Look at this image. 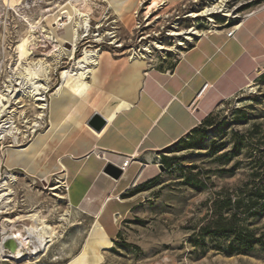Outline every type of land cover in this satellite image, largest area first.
Segmentation results:
<instances>
[{
    "label": "rangeland",
    "instance_id": "obj_1",
    "mask_svg": "<svg viewBox=\"0 0 264 264\" xmlns=\"http://www.w3.org/2000/svg\"><path fill=\"white\" fill-rule=\"evenodd\" d=\"M68 1L22 0L21 6L12 9L10 0H0V91L5 89L11 80L12 70L14 72L19 65L16 47L20 55L21 45L30 35L25 18L38 21L48 15L49 9L57 11V5H65ZM217 2L141 0L133 10L136 21L131 29L123 25L115 12L116 8L121 9L125 3L123 0H91L89 3L91 41L94 42V34H101L104 41L94 45L97 49L104 45L102 50L110 52L116 63L129 60L134 55L130 53L132 49L142 54L139 53L141 50L151 47L153 53L148 59V68L172 72L183 54L203 38L194 34L175 38L169 36L172 31L196 28L201 34L217 30L227 36L243 23L244 27L231 39L242 42L248 39V50L254 54L253 63L257 64L248 73L247 85L252 81L253 87L248 89L246 85L222 101L207 121L168 149L143 155L148 161L141 162L139 173L143 170L145 174L127 191L132 196L128 200L131 211L118 223L119 236L115 241L106 237L109 249L99 250L89 264H264V0H228L226 5L231 17L219 13L211 17L190 18L192 13L201 12ZM254 12H257L254 16L247 17ZM99 24L103 25L101 30L97 28ZM36 33L38 37L41 30ZM147 36L150 37L144 40ZM35 42L42 45L38 38ZM180 43L182 46H178ZM157 44L167 46L170 51H157ZM36 47H31L36 52L35 59H43V50ZM81 54L82 48L77 57ZM23 66L27 64L24 62ZM123 68L125 77L120 79V84L126 86L129 83L126 76L130 75L131 67L126 64ZM59 73L60 70L53 76V93L61 85ZM20 102L17 106L27 105L23 110L16 109L13 104L8 111L15 108L18 128L28 130L24 121L30 120L33 125L39 110L29 99H21ZM192 109L194 112L198 110ZM22 112L26 113V119L21 116ZM47 120L39 133L48 131ZM9 141L7 145L14 144L13 139ZM31 144L28 142L22 148L4 149L2 152L5 151L7 157ZM48 169L56 175L45 185L46 188L57 185L56 179L60 174L50 167ZM134 171H131L127 183L132 181ZM13 172L17 182L10 186L16 193L19 206L9 215L0 214V237L7 224L5 219H14L33 210L41 211L50 224L49 215L53 211L59 224L60 215L68 210L66 199L60 200L53 195L55 192L44 189V183L38 176L31 178L21 170ZM65 190L61 188L59 195L65 197ZM254 195H259L260 203L258 207L249 209L250 198ZM236 200L239 204L235 203ZM235 214L237 217L233 221ZM219 222L224 224L217 225ZM219 226L228 231H220ZM79 234L78 231L63 230L60 241L65 245L62 247L60 241L54 245L57 258L71 255L75 248L67 243ZM83 247L76 255L82 252Z\"/></svg>",
    "mask_w": 264,
    "mask_h": 264
},
{
    "label": "crops",
    "instance_id": "obj_2",
    "mask_svg": "<svg viewBox=\"0 0 264 264\" xmlns=\"http://www.w3.org/2000/svg\"><path fill=\"white\" fill-rule=\"evenodd\" d=\"M231 38L215 31L205 34L168 73L148 68V61L127 59L116 63L110 52H100L101 65L90 80L92 85L83 103L75 108L78 122L60 142L75 123L66 118L52 145L43 153L39 166L41 171L47 166L60 173V160L66 167L69 222L64 225V231L80 234L67 243L75 248L70 256L57 258L54 244L45 257L31 264H70L67 262L80 252L97 224L109 241H115L119 236L120 219L131 211L128 200L132 196L127 191L139 175L141 162L147 160L143 155L166 150L180 141L209 118L222 101L247 85L248 73L257 65L253 63L254 54L248 50L250 41ZM126 64L131 67L130 75L126 76L129 83L122 86L120 79L125 77ZM205 84H209V88L197 100ZM194 103H198L196 112L191 111ZM95 114L108 121L100 135L87 125ZM47 123L49 129L43 130V135L51 129L49 116ZM127 157L136 161L120 179L105 174L108 164L120 167ZM133 169V179L127 183ZM55 215L53 211L49 215L52 224L60 226Z\"/></svg>",
    "mask_w": 264,
    "mask_h": 264
},
{
    "label": "bare ground",
    "instance_id": "obj_3",
    "mask_svg": "<svg viewBox=\"0 0 264 264\" xmlns=\"http://www.w3.org/2000/svg\"><path fill=\"white\" fill-rule=\"evenodd\" d=\"M113 1L116 2L117 0ZM123 1L125 3L122 5L121 9L116 8L115 12L123 25L131 29L132 24L136 21V13L133 10L140 5L139 2L141 0ZM90 2L91 0H70L65 5H57V11H55V9H49L46 13L48 15L46 17L42 16L38 21H31L29 18H25L30 30V35L23 41L20 48V55L16 47L19 65L14 72L12 70L11 80L7 86H5V89L0 91V117L3 118L2 125L4 126L2 127L7 128L11 126L10 129L7 128L5 130L14 141V144L9 145L5 151L10 148H22L28 142H32V144L28 148L18 150L16 153L7 157L4 155L5 151H0V168L2 163H4L9 171L7 177L3 178L2 182H0V214L9 215L16 212L14 208H18L19 206L15 199L16 193L10 186V184L15 185L17 182V177L13 172L14 170H21L31 178H36V176H38L42 179L40 182L44 183V189L55 192L53 195L59 197L60 200L65 199V197L58 193L61 188L68 190V186L65 184L67 169L61 161L59 160L60 174L58 175L60 181L54 187L46 188L45 185L49 184L56 174L52 173L47 166H45L42 171L38 169L40 161L44 156L43 153L47 147L52 145V139L57 136L59 128L66 118H70L75 123L69 127L65 136L60 139V142L66 137L69 131L72 130L76 122H78L79 119L76 118L75 108L78 104L83 103L84 96L92 85L90 84V80L95 77L98 67L101 65L100 52L104 45L97 49L94 44H100L104 39L101 37V34L97 33L93 36L94 42L91 41L92 18L89 8ZM227 2L228 0H218L216 4L207 7L203 11L192 13L190 18L211 17L219 13H223L226 17H231V12L227 9ZM21 4L22 0H10L12 9L21 6ZM256 13L257 12H254L247 17H251ZM242 25L243 23L239 26L237 25V27L233 29V32L228 33L227 36H232L235 31L241 29ZM102 27V24L97 26L100 30ZM38 29L41 30V35L36 37ZM215 32L219 31L215 30ZM193 34L197 36L205 35L197 31L196 28H193L189 31H172L169 36L177 38L183 35ZM149 37L150 36H147L144 40H147ZM37 38L42 45L35 42ZM188 40L191 41L192 38H188ZM32 46H37L36 48H41L43 50L41 53V55L44 56L43 59H35L36 52L31 49ZM178 46H182V43ZM81 48L82 54L77 57V52ZM114 48L116 49L117 47L114 46ZM155 49L160 52L170 51V49L163 44L155 45ZM130 53L134 54L130 57V62H143L148 61L153 52L150 47L144 51L141 50L139 53L142 54H138L137 49H132ZM24 62L27 66H23ZM59 70L61 85L53 93L52 85L55 80L53 76L57 75ZM15 71L19 72L17 73ZM253 86L254 82L251 81L247 88L250 89ZM208 88L209 84L206 90ZM21 99L33 101L36 108L39 110L36 120L33 121V125H31L30 120L24 121L25 128L28 130H21L18 128L15 121V108L13 111H8L12 109L13 104L16 106V109L23 110L27 106L26 104L22 107L17 106L21 104ZM192 108L193 107H191V111H193ZM25 115V112L21 113L23 119H26ZM48 116L50 117L51 129L48 134L43 135L39 133V131L43 129ZM57 116L62 118L54 119ZM101 132L97 133L100 135ZM35 134L39 135L36 139H34L36 137H34ZM98 134L97 136H99ZM135 161V158L127 157L123 164L117 167L123 172H126L129 166ZM125 162H128L126 167H124ZM143 175L144 171L142 170V173H139L137 176L134 185L143 179ZM8 211H10V213ZM4 221L7 224L3 228L2 240L0 242V261L3 260L2 258L6 257L4 253L6 249L12 253L15 259L20 258L22 255H26L25 253L35 252L34 258L40 260L49 253L56 242L62 240L63 230H65L64 225L69 222V214L67 211L60 215L59 222L62 223V225L59 228L50 224L39 210H33L25 215H18L14 219L7 218ZM17 223H21L22 228H18L16 225ZM106 237L107 234L102 227L97 224L84 242L82 252L79 255L73 256L70 260V264H89L90 261L98 255L99 250H108L109 241L106 240ZM60 244L62 247L65 245V243L61 241ZM41 246H43L44 250L38 253L37 251ZM15 262L17 264L19 263L16 260ZM27 262H31V260L29 259Z\"/></svg>",
    "mask_w": 264,
    "mask_h": 264
},
{
    "label": "built area",
    "instance_id": "obj_4",
    "mask_svg": "<svg viewBox=\"0 0 264 264\" xmlns=\"http://www.w3.org/2000/svg\"><path fill=\"white\" fill-rule=\"evenodd\" d=\"M232 36H230V37H232ZM207 87H208V84H205V86L203 87L202 91L198 94L197 99H200V97L202 96V94L204 93V91L206 90ZM195 106H196V104L194 103L192 105V107H194V109L197 110L198 107L195 108ZM4 119H6V118H4ZM2 121H3V118L0 117V151L1 152H2V150L6 149L9 146V145H7V142H10L9 140L12 139L7 134V131L5 130L7 128L10 129L11 126H9L7 128L2 127V126H4V125H2L3 124ZM127 164H128V162H125L124 167H126ZM8 172L9 171H8L7 167L5 166V164L2 163L1 168H0V182H2L3 178L7 177V173ZM16 225H17L18 228L22 227L21 223H17ZM0 238L2 240V233H1V237ZM43 250H44V248H43V246H41L40 249L37 252L40 253ZM4 253H5L6 257L2 258L3 260L0 261L3 264H17L15 262V260L19 262L18 264H26V263L28 264V263H33V262L37 261V259L34 258V253L35 252L25 253L26 255H22V256H20V258H16V259L12 256V253L8 249H6ZM29 259L31 260V262H27Z\"/></svg>",
    "mask_w": 264,
    "mask_h": 264
},
{
    "label": "water",
    "instance_id": "obj_5",
    "mask_svg": "<svg viewBox=\"0 0 264 264\" xmlns=\"http://www.w3.org/2000/svg\"><path fill=\"white\" fill-rule=\"evenodd\" d=\"M88 125L93 128L96 132H101L107 126V120L99 114H95L91 120L88 122ZM162 169H164L162 167ZM105 174L111 176L112 178L118 180L123 175V171L114 166L113 164H108L105 169Z\"/></svg>",
    "mask_w": 264,
    "mask_h": 264
},
{
    "label": "trees",
    "instance_id": "obj_6",
    "mask_svg": "<svg viewBox=\"0 0 264 264\" xmlns=\"http://www.w3.org/2000/svg\"><path fill=\"white\" fill-rule=\"evenodd\" d=\"M205 121H207V119ZM258 196L259 195H254V196H252V198H250L249 209H254V208L258 207V205L260 203V198H258ZM254 197H256V198H254ZM235 203L239 204L238 200H236ZM236 217H237L236 214L233 215L231 220L235 221ZM222 224H224V223H221V222L217 223V225H222ZM218 229H220V231H228V230H226V228H224L222 226L221 227L219 226Z\"/></svg>",
    "mask_w": 264,
    "mask_h": 264
}]
</instances>
